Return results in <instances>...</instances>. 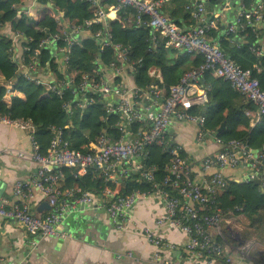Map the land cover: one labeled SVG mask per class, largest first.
I'll use <instances>...</instances> for the list:
<instances>
[{"label": "built area", "instance_id": "built-area-1", "mask_svg": "<svg viewBox=\"0 0 264 264\" xmlns=\"http://www.w3.org/2000/svg\"><path fill=\"white\" fill-rule=\"evenodd\" d=\"M88 1L97 8L92 22L115 20L118 12L132 8L136 13V26L149 27L153 39L159 34L167 40L169 46L178 51L202 55L204 63L186 73L177 85L164 87L155 83L142 90L134 81L135 67L129 59V50L113 43L108 34L97 37L100 50L94 64L99 67L94 76L84 75L77 80L69 75L68 64L74 48L88 35V27L92 22H88L85 27H69L62 21L63 16L60 14L57 24L61 26V33H48L39 45L50 51L51 60L59 66L58 71L64 74L63 79H58L57 71L50 67V63L45 68L41 67L39 50L31 52L28 42L32 39L22 32L14 31L21 39V52L18 56L15 45L9 49L12 60L19 64L17 80H34L37 85L45 86L61 99L69 93L76 98L73 102H77V107L81 109L93 103H104L106 114L113 117L108 124L113 134L102 132L91 151L82 153L70 148L63 128L53 126L50 128L52 140L43 154L36 139V127L31 120L13 119L0 113V124L29 132L33 145L32 156L37 164V171L30 180L15 183L12 199L0 202V217L15 221L28 234L54 237L58 234L57 226L66 218L67 212L78 204H104L106 199H112L108 213L116 217L123 214L124 207L130 208L139 198L153 194L163 201L165 211L154 227L144 228V234L148 242L158 249L154 253L158 264H172L164 254V251L174 247L164 237L165 228L180 230L186 235L184 250L206 258L208 264H215L221 258L226 264H236L221 225L225 218L218 198L227 188L228 181L224 170L228 166L244 165L253 170L244 181L259 179L264 187V150H254L240 140H231L223 145L222 140L218 139L222 148L214 157L208 156L203 160L204 173L198 174L190 160L181 155L182 148L174 146L167 139L166 131L174 121L188 120L199 125V140L205 136V116L192 114L191 110H201L210 102L209 92L199 86L207 73L229 81L232 88L256 108L255 112H245L251 119V126H255L264 116V90L260 81L252 77L250 69L244 70L237 65L219 44L208 37L209 31L226 22L228 25L221 36H234L237 41L245 42L241 33L250 28L256 36L253 52L257 57L262 55L264 39H258V32L264 28V0H238L237 14L232 22L227 19L232 0H218L220 3L212 11L209 9L210 0H191L186 5V12L195 22L192 26H179L165 14L164 7L168 0H116L117 4L110 12L102 8V0ZM23 13L36 16L28 8ZM103 55L106 56V65L103 63ZM41 72L47 75L46 79L41 77ZM128 75L131 81L126 79ZM149 75L162 83V74L156 68L150 69ZM117 78H121L120 83L116 82ZM17 80L3 82V102L11 103L18 94L15 88ZM142 100L147 105L138 108ZM66 105L69 110V102ZM107 120L104 119V122ZM154 145L163 147L171 155L170 163L165 168L163 187L172 188L182 197L181 200L171 197L167 188L158 189L154 193L136 192L122 197L118 181L128 175L125 166L129 159L140 157L144 161ZM90 169L107 184L101 192L103 195L100 200L78 186L66 189L58 186L60 180L70 176L79 179ZM154 169L146 164L142 169L143 177L151 183L155 179ZM38 195L52 208L45 217L31 210L30 202ZM252 244L251 240L247 241L240 252L247 256ZM0 264L4 263L0 260Z\"/></svg>", "mask_w": 264, "mask_h": 264}, {"label": "trees", "instance_id": "trees-1", "mask_svg": "<svg viewBox=\"0 0 264 264\" xmlns=\"http://www.w3.org/2000/svg\"><path fill=\"white\" fill-rule=\"evenodd\" d=\"M175 1L178 4L175 12L181 14L184 11L180 5L181 0ZM217 3L218 0H210V11ZM116 4V0L101 1L102 8L108 12ZM187 4L190 3L185 5ZM37 5L39 11L36 16H28L23 13L26 0H0V24L2 26L8 20L13 31L22 32L32 39L28 45L31 52L39 50L41 67L45 68L48 66L47 63H50V67L57 71L58 79H63L64 74L58 71L59 66L55 64L54 60H51L50 51L40 48L39 45L48 33L50 35L61 33V26L57 24L60 14L63 16L62 21L69 27H85L88 22L94 21L97 8L92 6L88 0H37ZM52 6L58 11V14ZM135 18V11L132 8H127L118 12L115 20L92 22L88 27V35L73 50L68 64L69 75H73L77 80L84 75L94 76V72L99 67L94 64L100 50L97 37L108 34L111 35L113 43L122 45L129 50V59L135 67L134 81L136 86L142 90L148 89L155 83L164 87L177 85L186 73L199 68L204 63L202 55L178 51L169 46L167 40L159 34L156 39H153L152 30L146 26H136ZM185 21L188 26L195 23L190 16H186ZM222 30L223 26L220 24L217 28L209 31L208 37L211 41L219 44L237 65L244 70L250 69L252 77L260 81L264 90V53L257 57L253 52V45L256 44V36L253 31L247 28L241 33L245 42H239L234 36H221ZM258 39L260 41L264 39V28L258 32ZM10 47V40L2 38L0 32V113L13 119L31 120L36 127V139L40 145L41 153L44 154L50 145L53 135L50 128L53 126L63 128L64 137L70 142V148L82 153L91 151V147L97 143L102 132L112 133L108 124L113 117L106 114L104 103H93L81 109L77 107V102H73L76 98L69 93L61 99L45 86L37 85L34 80L24 78L17 80L19 64L12 60ZM105 61L106 56L103 55V63L106 65ZM104 64L102 65L104 66ZM152 68L161 72L162 83L149 75V70ZM209 75L211 74L207 73L205 78L206 83L211 87L210 102L201 110L194 108V110L192 109L193 113L191 112L205 116V133L211 132L216 135L224 123L233 121L241 129H235L233 132H220L217 136L222 140L223 145L231 140H240L254 150H264V116L252 127L250 118L246 116L245 112L247 110L255 112L256 108L252 104L247 106L246 103H233L232 99L244 97L231 88L229 81ZM12 79L18 81L15 88L25 95V99L14 97L11 105L8 106L2 100L4 94L2 84ZM116 82L120 83L121 78H117ZM216 101L217 103L224 101L223 108L219 107ZM67 102H69V110H67ZM106 118L108 120L104 122ZM171 144L178 146L174 142ZM180 153L185 156L183 149ZM170 159L171 155L163 147L152 146L143 165L155 167L154 182L138 183V181H133L135 175L126 179L122 178V181H118L122 197L125 198L136 192L154 193L158 189L164 188L165 168L170 163ZM66 179L73 181L76 186L90 193H101L107 185L106 182L98 178L93 169H90L85 176L79 179H74L71 176ZM166 188L171 197L182 199L172 188L168 186ZM218 199L219 205L224 211V218L244 216L248 219L250 228L256 229L257 234L264 235L258 232L260 227L264 226V187L262 183L255 180L247 182L228 180L227 188L220 193ZM258 264H264V258L259 260Z\"/></svg>", "mask_w": 264, "mask_h": 264}, {"label": "crops", "instance_id": "crops-1", "mask_svg": "<svg viewBox=\"0 0 264 264\" xmlns=\"http://www.w3.org/2000/svg\"><path fill=\"white\" fill-rule=\"evenodd\" d=\"M237 1L232 0L229 5L227 12L228 22H232L237 14L239 3ZM186 3H191V0H181L180 5L184 8L181 14L175 12L178 7L175 0H168L164 7L165 14L174 22L181 24L179 26H188L185 21V17L189 16L185 9ZM26 8L31 9L32 13L36 15L39 11L37 0H26ZM112 16L115 15L112 14ZM225 23L221 24L223 26L222 32L228 25V23ZM0 32L2 38H8L11 45H15L16 56H18L21 52V39L16 36L8 20L2 25ZM46 76L44 72H41L43 79H46ZM109 77L111 78V75ZM126 79L131 81L129 75ZM199 86L210 93L211 87L206 83L205 77L199 82ZM15 97L22 100L25 99V95L22 92H18ZM245 100V98L240 96V98L232 99V102L246 103L249 106L251 103ZM4 103L9 106L12 101L9 104ZM216 104L223 108L225 102L219 101L217 103L216 101ZM145 105H147V102L142 100L137 107L143 108ZM224 124V132H233L235 129H241L233 121H228ZM199 131V125L196 123L188 120L174 121L167 128L166 136L169 141L174 142L183 149L194 171L201 174L204 173L203 160L208 156L214 157L222 148V145L218 143V132L216 135L207 132L199 140ZM32 153L33 145L27 130L0 124V182L4 186V193L0 202L4 199H12V190L17 181L30 180L36 173L37 164L33 159ZM142 169L143 159L132 157L125 166L128 175L123 178L126 179L135 175L136 177L133 178V181H138V183L149 182L143 177ZM252 173L253 170L244 165L228 166L224 170L227 179L235 182L244 181ZM68 181V179L60 180L58 186L63 189L68 188L70 185H72L71 187L76 186L73 181ZM119 181H122V178ZM92 194L99 200L103 195L102 193L94 192ZM105 201L104 204L90 205L85 212V216L89 220L93 217L95 220H99L104 226V230H101L102 225L98 227L91 225L87 231L77 233L74 237L67 234H57L54 237L31 235L15 221L0 217V260L4 264H158L154 259V253L158 249L147 242L144 236V228L153 227L156 220L163 216L165 211L163 201L153 194L145 198H139L132 207L126 208L127 211H123L121 216L116 217H112L108 213L112 199L109 201L106 199ZM45 202L43 197L36 196L30 202L32 212L43 217L47 216L49 213L47 206L40 209ZM231 221H238L237 223L242 225L240 229L246 227L251 234H247L248 241L251 240L253 244H256V237L259 238L260 236L257 233H252L251 230L254 232L255 230L248 226L249 221L244 216L225 217V221L222 223L225 235L231 234ZM121 225H123V228H121ZM60 227L58 225L56 230L58 231ZM163 231L164 237L174 245L173 248L164 251L166 258L172 264H208L206 258L184 250L187 237L180 230L165 228ZM240 238H242L241 241L246 240L243 236ZM257 240L260 242L257 243L261 249L256 248V252L262 254L264 253V240L261 238ZM234 242L236 243L232 245L242 254L239 250L241 245L236 240ZM233 246H231V255L236 264H258L259 258H256V262L251 261L250 258H242ZM129 254H132V257H129ZM247 257H250V254ZM224 261L218 259L215 264H226V261Z\"/></svg>", "mask_w": 264, "mask_h": 264}, {"label": "water", "instance_id": "water-1", "mask_svg": "<svg viewBox=\"0 0 264 264\" xmlns=\"http://www.w3.org/2000/svg\"><path fill=\"white\" fill-rule=\"evenodd\" d=\"M52 8L54 9L53 6H52ZM54 11L58 14V11L56 9H54ZM224 127H225V124H223L221 126L218 133L223 131ZM255 181L260 183L259 179H256ZM3 187L4 186L0 182V200H1L3 193H4ZM44 206H47L49 211L52 209L48 202H45V204L42 205L40 209H43ZM88 208H89L88 204L81 203V204L76 205L73 209L69 210V212H67V214H66V218L63 219L61 224H60L61 227L57 231V232H59L58 234H67L68 236L74 237V236H76L77 233L87 231L89 229V226H91V225L92 226L94 225L95 227L102 225L101 222L99 220H95L94 217L91 220H89V218L85 216V212L88 210ZM123 210L127 211L126 208H123ZM101 230H104V226L101 227Z\"/></svg>", "mask_w": 264, "mask_h": 264}, {"label": "rangeland", "instance_id": "rangeland-1", "mask_svg": "<svg viewBox=\"0 0 264 264\" xmlns=\"http://www.w3.org/2000/svg\"><path fill=\"white\" fill-rule=\"evenodd\" d=\"M238 221H235V222H233V221H231V225H230V228H232V230H231V234L229 235V234H227L226 235V238H227V243H228V247H229V245L230 246H233L232 244L233 243H236V242H234L235 240L237 241V242H239V244L241 245L240 247H239V250H240V248H242V246L245 244V243H247V241H248V239H247V234H249V235H251L250 234V232L247 230V228L245 227V226H243V227H245V228H243V229H240V227L242 228V225L241 224H238L237 223ZM252 231V233L254 234V233H257V231H256V229H255V232L253 231V230H251ZM258 232H260V233H263L264 234V226L263 227H260V229L258 230ZM241 236H243L246 240H242L241 241V239L242 238H240ZM258 236H260L259 238H261L262 240H264V235H259L258 234ZM258 237H256V244H252V246H250L249 247V251H248V254H250V257H247V256H244V255H242V254H240L238 251H237V249H236V247H234L235 248V250L237 251V253H238V255L239 256H241L242 258H250L251 259V261H254V262H256V258H259V260H261L262 258H264V253H262V254H258L256 251H257V249H261L260 248V246H259V244L258 243H260L257 239H259ZM258 242V243H257ZM257 248V249H256ZM263 248V247H262ZM254 252H255V254H254Z\"/></svg>", "mask_w": 264, "mask_h": 264}]
</instances>
